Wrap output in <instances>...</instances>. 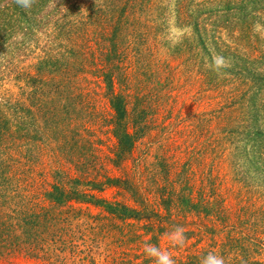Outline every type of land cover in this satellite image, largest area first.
Listing matches in <instances>:
<instances>
[{"label": "trees", "instance_id": "trees-1", "mask_svg": "<svg viewBox=\"0 0 264 264\" xmlns=\"http://www.w3.org/2000/svg\"><path fill=\"white\" fill-rule=\"evenodd\" d=\"M171 18L188 29L174 48L163 42ZM256 25L264 29V0H35L29 9L0 0V83L22 81L29 88L0 94V261L51 240L56 247L49 254L96 264L90 249L76 244L85 238L53 234L62 224H91L84 219L93 215L81 206L91 204L129 228L138 223L162 235L183 226L193 245L172 255L176 264H200L209 252L226 264H264V183L246 187L264 177V37ZM159 45L193 62L221 100L211 111L192 113L187 158L180 167L164 165L171 177L158 208L136 186L130 188L135 204L110 202L95 192L128 181L108 176L104 160L127 167L146 125L131 116H148L146 102H152L136 92L135 77L144 71L152 78L155 69L145 57L136 66L132 57ZM94 82L108 102L102 114ZM87 116H112L113 158L103 156L100 140L86 138L101 122ZM212 154L245 184L240 197L251 192L252 203L241 198L237 207L221 191ZM204 238L209 242L200 246ZM141 249L111 264H154Z\"/></svg>", "mask_w": 264, "mask_h": 264}, {"label": "rangeland", "instance_id": "rangeland-1", "mask_svg": "<svg viewBox=\"0 0 264 264\" xmlns=\"http://www.w3.org/2000/svg\"><path fill=\"white\" fill-rule=\"evenodd\" d=\"M166 25L165 36L167 37L163 42H166V46L170 45L174 48L176 43L188 32V29L179 28L173 18ZM255 31L259 33V36L264 37V29L261 26L256 25ZM155 50V52L151 51L143 57L136 56L137 58H135L131 55L132 61L136 59V66H141L140 60L145 57L146 62H149L150 66L152 65L151 67L155 69L152 78H147L148 75L144 71L135 77L137 79L136 86L138 87L136 92L143 96L144 101L151 100L152 102H146V106L150 110L148 116H131L130 121L144 120L143 124H146L143 128L145 136L139 139L133 155L128 159L127 167H124L125 170L113 166L107 159L104 160L107 165L108 176L128 181V183L123 184L124 187L121 189L108 186L105 187L106 189L103 192H95L98 196L104 197L110 202H120L127 205L135 204L130 188L136 186V189H139L142 194L150 199V204L158 208V204L155 205V203L159 200L160 194L166 189L162 187L168 185L167 178L171 177L170 168H167L168 165H164L175 162L180 167L187 158L186 148L193 139L191 137L188 141L185 139L186 134L190 136L192 134V113L211 111L217 107L218 102L221 100L220 95L214 91V88L203 80L201 71L193 62L185 61V57L169 51L164 45L156 46ZM160 81L161 84H159ZM96 83L94 82L91 85L92 96L100 114H102L108 109V102L100 94L101 90L98 89ZM142 90L143 93H141ZM28 91L29 88L22 81L6 80L0 83L1 95L7 92L17 96ZM163 102H168L169 105L160 109L159 104ZM93 117L101 122L98 123V128L96 127L94 130L90 128L91 130L86 134V138L100 140L99 144H103L102 147L100 146L103 150V156L113 158L116 152V140L108 133V120L112 116H90L89 118L93 119ZM213 165L215 172L220 174L221 191L231 198L233 204L237 207L240 206L241 198L243 199L242 204L253 202L251 192L244 193L240 197V193L246 192L241 186H245V184L239 182L237 176L229 167L223 166L220 168L218 156L212 154L210 155V169ZM67 168L71 175L83 176L74 167L67 166ZM41 170L44 171L45 169L41 167ZM47 177L48 180H53L51 175L48 174ZM42 178H45V176H42ZM197 179H200V172H198ZM262 183H264V177L258 174L255 179L252 178L251 182L246 183V187L254 188L255 184L256 187ZM81 206L86 212L93 215L91 220L86 218L84 220L91 223L94 228H91V224L86 223L78 226L62 224L53 234L58 236L57 231H60L58 233L60 235L62 234L61 231H64L63 233L66 235L85 238L82 241L78 240L76 244L78 247L90 249L94 258L89 259L96 261V264H111L113 261L118 260L120 256L123 257L125 252H128L131 256L141 253V247L144 248V244L147 242L144 241L142 244L144 239L149 240L148 243L155 244L161 249L168 250L171 255L178 256L181 253H187L190 248L192 249V247L188 249L189 244H192L189 241H186L185 246L182 248L171 247L165 236V233L170 231L169 229L159 235L156 229L141 228L138 223L135 226L140 228L135 226L129 228L124 226L120 220H115L101 208L94 207L91 204H81ZM146 232L149 235H146L148 234ZM155 233H158L157 240L152 238ZM51 234L49 232L46 235L49 238ZM129 236L132 237V240L127 239ZM50 239H54V237L51 236ZM195 240L197 241V239L193 241L195 242ZM208 242L209 240L204 238L200 246L207 245ZM137 244H141L140 247ZM40 245L42 249L36 247L29 254H19L8 260L0 261V264H77L79 262L77 258H71V255L56 256V253L55 255L49 254L50 249L56 247L51 240H47L46 243L40 242ZM82 254L76 257L79 258Z\"/></svg>", "mask_w": 264, "mask_h": 264}, {"label": "clouds", "instance_id": "clouds-1", "mask_svg": "<svg viewBox=\"0 0 264 264\" xmlns=\"http://www.w3.org/2000/svg\"><path fill=\"white\" fill-rule=\"evenodd\" d=\"M17 3L25 9H29L35 0H17ZM165 236L173 248L184 247L188 239L184 227L180 225L174 226L171 231L165 233ZM143 252L146 257L153 260L154 264H176L168 250L161 249L155 244L145 242ZM200 264H226V260L220 254L209 252L201 258Z\"/></svg>", "mask_w": 264, "mask_h": 264}]
</instances>
